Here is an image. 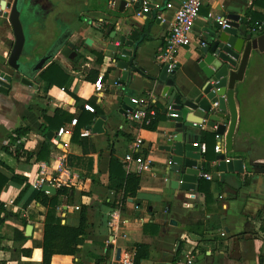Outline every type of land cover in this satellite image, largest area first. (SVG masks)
I'll use <instances>...</instances> for the list:
<instances>
[{"label":"crops","instance_id":"1","mask_svg":"<svg viewBox=\"0 0 264 264\" xmlns=\"http://www.w3.org/2000/svg\"><path fill=\"white\" fill-rule=\"evenodd\" d=\"M133 1H139V5L129 0L122 6L119 0L110 4L106 0H52V4L32 0L29 12L21 18L28 37L25 53L31 51L34 61L47 51L58 31L71 30L70 40L79 47L82 62L57 54L52 61L68 76L62 85L56 73L51 78L57 82L51 85L37 74L33 77L37 88L15 83L8 94L0 92V173L9 179L12 176L9 169L25 175L43 165L52 172L61 159L78 176V184L69 188V194L60 196L57 214L62 224L77 226L83 207L88 222L86 234L75 257L55 254L50 264H122L119 260L125 254L132 264L137 244L146 246L147 257L140 259V264H174L186 256L192 257V264H264V174L226 172L222 182L217 162L214 158L206 161L199 147L200 173L212 177L208 180L199 176V180L207 183L206 200L205 194L198 190L199 180L197 190L185 191L174 183L175 174L167 173L168 160L161 147L173 126L168 107H177L160 95L164 83L159 80L162 65L156 55L165 43L173 14L182 0ZM143 1L149 4V17L137 15ZM248 9L264 14V0L203 1L193 26L191 45L177 50L178 66L174 75L168 76L174 79V88L182 99L200 93L204 83L196 54L202 30L217 17L230 15L242 17V28H248L245 24ZM133 26L139 33L128 58L132 73L122 85V70L116 67L114 58L120 47L119 35H128ZM13 43V31L7 19L0 16V70L11 72L6 61ZM94 51L101 54L100 64L95 62ZM90 69H97L96 80ZM97 81L103 85L101 91L94 88ZM123 96L136 99L137 108L142 111L155 112L150 108L152 104L164 111L155 130L144 128L148 123L132 118L134 103L128 110L121 108ZM234 97L237 110L234 149L264 162L263 130L259 128L264 122V52L249 59L243 79L235 82ZM85 103L92 105L94 112L85 110ZM57 109L72 116L59 126L66 130L60 137L56 135L57 127L42 129L47 126L45 117L52 116ZM189 113V109H183V117ZM192 113L203 116L200 110ZM73 118L84 122L80 132H89L81 136L86 152L71 140ZM217 122L225 123L227 128L229 119L211 118L200 128H193L189 143L194 148L205 144L204 134L215 132ZM21 127L29 129L23 148L33 153L30 159H16L3 150L9 135ZM137 138L142 140V158L149 163V168L141 173L135 163L125 161ZM45 139L55 148L47 161H36L35 154ZM212 143L215 145L219 140L210 139L209 148ZM205 147L207 150L206 144ZM224 154L226 159L238 156L235 152ZM111 157L123 164L124 174L138 175L134 197L124 198L121 192L109 189ZM206 165L208 168L204 170ZM22 189L23 183L8 180L0 192V201L7 211L1 214L0 264L42 261V250L33 243L42 239L46 207L35 199L40 188L32 184L23 193ZM115 208L120 211L119 221L112 228L108 222ZM208 225L216 228L204 231L203 236L194 231ZM21 236L26 240L19 246ZM21 249H30V254L22 253Z\"/></svg>","mask_w":264,"mask_h":264},{"label":"water","instance_id":"2","mask_svg":"<svg viewBox=\"0 0 264 264\" xmlns=\"http://www.w3.org/2000/svg\"><path fill=\"white\" fill-rule=\"evenodd\" d=\"M43 1L52 4V0ZM107 1L109 4L115 2V0H106V3ZM31 2L32 0H0V16L7 19L14 34V43L6 61L11 72L0 70V92L4 94H8L15 83L37 88L33 77L39 74L53 58H56L57 54L68 59L78 58L79 63L82 62L79 47L70 40L73 33L71 30L58 31L47 51L34 61L31 60V51L25 53L26 35L21 18L29 12ZM127 2L128 0H119L121 6L126 5ZM129 2L139 5V1L129 0ZM150 13L149 10L145 15L149 17ZM226 19H228V26L222 27L217 20H212L198 37L197 61L204 76L200 93L187 96L185 99L177 93L174 88V79L168 76L174 75L178 65L169 74L166 67H162L159 75V80L164 83L161 97L166 99L168 104L177 107L172 110L177 116L171 117L172 130L161 150L165 152L168 160L167 173H174V183L185 191L197 190L201 171V165L198 163L199 145H195L194 148V145L189 143L192 129L199 128L211 118L229 119L227 128L225 123L217 122L215 132L223 145L224 153L238 154L236 158L226 159L224 153H216L214 160L217 162L216 168L219 171L220 181H224L226 172L242 174L244 171H252L264 174V162H258L256 157L243 153L242 150H236L233 146V133L237 120L235 82L243 79L249 59L264 52V23L261 27L262 33L259 34L249 28L243 29L242 17L230 15ZM138 33L136 26H133L128 35L120 34L118 38L120 47L114 62L116 67L122 70L120 78L122 85L127 75L132 73L129 71L128 58L132 55ZM86 42L89 43V40ZM137 69L140 70L139 67ZM213 103L217 104L213 106ZM132 105L133 101L130 97H122V109L128 110ZM184 108L191 111L185 117H183ZM196 110H200L203 116L193 115L192 112ZM51 136L52 133H49V138ZM42 190L54 191L45 187Z\"/></svg>","mask_w":264,"mask_h":264},{"label":"trees","instance_id":"3","mask_svg":"<svg viewBox=\"0 0 264 264\" xmlns=\"http://www.w3.org/2000/svg\"><path fill=\"white\" fill-rule=\"evenodd\" d=\"M245 24L249 29H254L255 31L261 32L262 24L264 23V14H260L258 11H254L248 9L245 12ZM96 54V64L101 63V54L95 52ZM91 74H94V79L96 80L98 71L97 69H90L89 71ZM56 73V76L60 77L62 82H58L60 85L64 83L63 80L68 79V76L63 73L60 67L51 61L40 73L39 78L40 80L46 81L49 85L54 84L57 82L56 79L53 80L51 78V74ZM58 74V75H57ZM150 108L155 110L154 115L151 117L150 122L144 126V128L148 130H155L158 121L163 118L164 111H160L159 108L152 104ZM72 118L71 115L66 114L59 109L55 110L52 116L45 117L47 120V126L42 127L43 131L46 128L51 129L53 127L59 128L61 124L67 120ZM77 123L75 125L71 140L74 142L79 143L82 146V150L84 152L87 151L85 148V140L80 136V129L84 122H79L78 118H76ZM28 128L21 127L16 128L8 137V143L3 146V150L8 154L14 156L16 159L21 157H25L27 159L32 158L33 153L26 151L23 148V139L27 135ZM216 133L210 132L204 134V142L207 145V150L203 153V157L206 161H209L212 158H215V154L213 151V143L212 147L209 148V141L210 139L215 138ZM55 146L47 139L41 144L38 152L35 154L36 161H47L48 157L52 154V149ZM4 164V163H2ZM123 164L118 162L115 158L111 157L109 162V189L113 190L114 192H121L123 197H134L136 189L139 183V177L137 174H124L123 171ZM207 165L204 167V170H207ZM12 172V176L8 179L4 175L0 173V192L4 185L8 182V180L17 182L20 184H24V189H22L21 193L24 192L25 188L34 184L35 180L38 177V173L40 167H37L36 170L31 171L25 175H19L15 173L12 169H9ZM198 190L205 194L206 200L208 198V187L206 181L202 178L199 180V188ZM69 188H61L56 189L50 195H46L45 192L40 189L35 196L37 202L42 204L46 207V214L43 221V236L40 241L33 243L34 246L41 248L42 250V261L41 264H50L52 256L55 254L61 255H71L76 256L80 249L79 246L82 244L83 236L86 234V229L88 227L86 211L83 207H80V215H79V222L77 226H71L67 224L61 223V217L57 214V208L60 204V196L69 194ZM20 193V194H21ZM115 206V205H114ZM116 207V206H115ZM7 211L4 208L3 203L0 201V222L3 221L1 214H6ZM264 219V215H263ZM218 225L219 222H218ZM217 225V226H218ZM215 225H208L205 226V229L196 230L199 235L203 236L204 231H208L210 229H214ZM26 239L21 236L19 238V246H21L22 242ZM136 252L134 254L132 264H140V259H144L147 257V253H145L146 246L142 244L136 245ZM22 253L30 254V249H21ZM179 251V250H178Z\"/></svg>","mask_w":264,"mask_h":264},{"label":"built area","instance_id":"4","mask_svg":"<svg viewBox=\"0 0 264 264\" xmlns=\"http://www.w3.org/2000/svg\"><path fill=\"white\" fill-rule=\"evenodd\" d=\"M204 0H182L179 7L175 10L172 18L171 27L168 32V36L166 37L165 43L161 49V51L156 55V60L162 65V67H166V71L169 74L177 65L176 53L180 47L189 46L192 42V33L193 26L198 18L200 7ZM141 8L138 10L137 15L145 16V13L149 11V4L147 1H143L141 4ZM170 6V5H167ZM217 20L222 27L228 26V19L225 17H217ZM255 32L254 29H252ZM102 83L97 81L94 88L96 91L102 90ZM136 108L132 112V118L141 121V123H149L151 117L154 115L153 110L142 111L138 107V101L136 99H132ZM217 103H213L215 106ZM83 108L87 111L94 112V108L89 103H85ZM169 116L176 117L177 114L172 112L171 106L168 107ZM77 120L73 118L70 122L71 125H76ZM201 127V125H200ZM199 127V128H200ZM216 127V126H215ZM66 130L64 127H60L57 131V136L60 137ZM89 132L87 130H83L80 132V136H87ZM219 136L216 134L215 138ZM141 145L142 140L137 138L131 146V152L125 156V161L128 163H135L137 166V172L141 173L149 168V163L142 158L141 155ZM201 153L206 151V147L204 143L199 145ZM214 151L216 153H222L224 151L223 145L219 141L214 145ZM200 177L206 178L208 180L212 179L211 175L208 173H200ZM78 176L74 174L60 159L55 171H48L46 166H41L38 177L35 180V187L42 189L50 188L53 190L61 189V188H71L78 184ZM45 192H49V190H45ZM119 209L115 208L110 213L109 225L112 228L117 227V222L119 221ZM130 257L128 255H124L119 262L122 264H129ZM192 257L186 256L184 260L175 261L174 264H192Z\"/></svg>","mask_w":264,"mask_h":264},{"label":"rangeland","instance_id":"5","mask_svg":"<svg viewBox=\"0 0 264 264\" xmlns=\"http://www.w3.org/2000/svg\"><path fill=\"white\" fill-rule=\"evenodd\" d=\"M25 35H26V41L28 42L27 34H25ZM259 128H261V129L263 130V132H262V134H261V138H262L263 141H264V122H262V124H261V126H260ZM257 129H258V127H257ZM262 130H261V131H262Z\"/></svg>","mask_w":264,"mask_h":264}]
</instances>
